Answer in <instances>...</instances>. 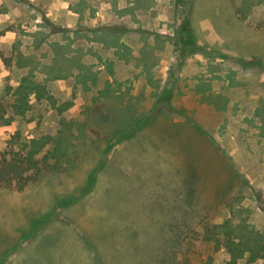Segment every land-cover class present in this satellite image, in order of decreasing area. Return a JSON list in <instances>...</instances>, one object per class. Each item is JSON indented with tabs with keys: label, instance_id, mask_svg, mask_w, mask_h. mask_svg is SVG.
Returning a JSON list of instances; mask_svg holds the SVG:
<instances>
[{
	"label": "rangeland",
	"instance_id": "374dc122",
	"mask_svg": "<svg viewBox=\"0 0 264 264\" xmlns=\"http://www.w3.org/2000/svg\"><path fill=\"white\" fill-rule=\"evenodd\" d=\"M0 55L1 88L32 65L54 101L0 154L69 158L0 186V264H227L210 227L264 231V0H0Z\"/></svg>",
	"mask_w": 264,
	"mask_h": 264
},
{
	"label": "trees",
	"instance_id": "16d2710c",
	"mask_svg": "<svg viewBox=\"0 0 264 264\" xmlns=\"http://www.w3.org/2000/svg\"><path fill=\"white\" fill-rule=\"evenodd\" d=\"M186 31L187 25H184L180 39L184 44H192L193 37L189 32L184 38ZM14 48L17 51V66L29 65L22 50L16 46ZM0 56L5 66L9 67L11 59ZM34 71L35 68L30 65L28 73L21 75L16 86L0 87V126H9L18 119H27L33 108L32 98L37 101L44 99L53 101L52 97L48 96L45 84L34 77ZM59 77L56 75L51 79ZM57 109L58 113H62V107H57ZM66 125L65 121L61 120V127L64 128ZM67 141V137L56 138L47 134L37 140H32L29 144L25 143L20 150H11L9 156L6 152L1 153L0 186L20 191L38 179L41 174L55 171L59 165L69 161L68 153L64 149V142ZM47 144L51 147L44 152L41 158L37 159V155L42 153ZM208 232L210 233L208 238L214 240L217 247L222 246L227 251L229 255L227 264H238L241 260L251 264L264 259V231L253 228L245 218L240 219V222L236 224L227 219L210 227Z\"/></svg>",
	"mask_w": 264,
	"mask_h": 264
}]
</instances>
